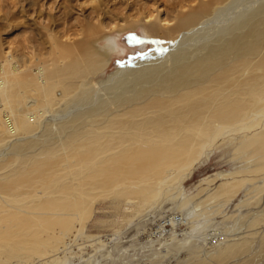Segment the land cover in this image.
<instances>
[{
  "label": "bare ground",
  "instance_id": "obj_1",
  "mask_svg": "<svg viewBox=\"0 0 264 264\" xmlns=\"http://www.w3.org/2000/svg\"><path fill=\"white\" fill-rule=\"evenodd\" d=\"M149 9L116 29L163 50L108 76L118 36L98 15L71 36L52 17L42 52L0 45V264H66L73 249L101 250L86 233L98 204L127 228L168 201L179 213L155 235L212 225L198 238L209 249L179 264H264V0ZM214 155L230 170L186 192Z\"/></svg>",
  "mask_w": 264,
  "mask_h": 264
},
{
  "label": "rangeland",
  "instance_id": "obj_2",
  "mask_svg": "<svg viewBox=\"0 0 264 264\" xmlns=\"http://www.w3.org/2000/svg\"><path fill=\"white\" fill-rule=\"evenodd\" d=\"M21 1L0 0V45L3 48L7 50H9L8 48H14L15 52L18 49L24 48L25 51L30 52L29 49L32 47L36 53L40 52V50L42 52L48 46L46 42L50 41L46 30L49 29L52 33L54 27L52 17L57 19L61 16L62 19L60 18L61 20L59 19L60 21H58L63 25L56 30L61 34L65 32L66 35L69 34L71 36L82 30V25L90 20V18L98 15L103 26L106 27V31L113 36H118V54L113 56L110 66L105 71V76H108L117 68L123 67L153 52L163 50L156 40L146 39L142 35L140 28L125 29L119 33L118 31L120 30L118 28L116 29V24L122 26L127 21L141 19L148 12V7L151 11L158 7L162 13L166 12L171 6H175L181 0H38L37 7L39 8L31 7L33 10L25 7V2H30V0H23L22 2L25 1L24 3ZM21 4L24 6V10L22 11L23 17H20L19 14L23 7ZM98 6L99 8H97ZM38 10L42 12V15L39 16ZM97 10H100L99 12L101 13ZM143 10H146V13ZM47 14H50L51 17H48ZM66 14L67 16H65ZM57 15L59 16L56 18ZM75 19H77L76 22H74ZM40 25L46 28L44 30L47 35L42 34L43 28L39 29L41 28ZM38 34L42 37L38 38ZM45 40L47 41L45 42ZM23 44L25 45L23 46ZM26 45L27 47H25ZM6 49L5 51H7ZM230 168L231 163L228 162V157L214 155L198 167L191 178L184 182V188L189 193L202 178L215 172L228 171ZM233 205L227 210H233ZM177 206L178 202H165L162 208L154 210L150 217L143 219L144 221L124 228L119 213L113 211L109 203L98 204L95 209L94 219L89 222L86 233L105 239L102 246L99 247L101 250H96L97 246L84 247L80 251L73 249L74 254L68 257L66 264H179L182 258H190L199 253L206 252L209 248L204 247L203 241L198 238L201 239L203 234L212 231V225L208 229H204L207 222L200 220L190 233L188 231L187 233L180 234L179 232H184L187 228V226H181L172 235L171 226H166L163 229V235L161 237L154 234L158 225L164 222L168 224L169 217L178 215ZM186 210L182 209L180 213L184 214ZM222 219V216H220L212 221L220 222ZM229 223H226V225H231L230 227H232L234 221H230ZM115 231L118 232L117 236L113 235ZM150 235L153 236L151 237ZM178 243L182 245L176 248Z\"/></svg>",
  "mask_w": 264,
  "mask_h": 264
}]
</instances>
